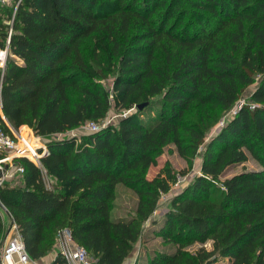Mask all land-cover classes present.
Instances as JSON below:
<instances>
[{"label": "trees", "instance_id": "trees-1", "mask_svg": "<svg viewBox=\"0 0 264 264\" xmlns=\"http://www.w3.org/2000/svg\"><path fill=\"white\" fill-rule=\"evenodd\" d=\"M7 27L0 18V48ZM11 27L2 112L46 140L40 162L51 181L47 188L41 169L18 158L19 183L0 186L30 259L58 249L68 228L94 264H124L146 223L175 246L153 250L147 264H264V0H21ZM254 83L207 141L205 117L218 120ZM111 108L123 111L115 124L56 137L100 124ZM166 146L189 166L203 152L199 174L158 220L160 195L179 179L167 163L147 177ZM248 155L260 170L222 178ZM118 184L137 196L129 219L112 217ZM4 228L0 212V238ZM51 264L67 263L58 252Z\"/></svg>", "mask_w": 264, "mask_h": 264}, {"label": "rangeland", "instance_id": "rangeland-1", "mask_svg": "<svg viewBox=\"0 0 264 264\" xmlns=\"http://www.w3.org/2000/svg\"><path fill=\"white\" fill-rule=\"evenodd\" d=\"M8 7V6H6ZM8 8H11L9 6ZM5 8L0 6V18L2 20V23L4 25H8L6 28V33L8 30L11 28L12 22H11V17L6 18L4 14ZM91 46L90 42L86 43L84 45V49L87 50ZM259 77V76H258ZM261 78V77H260ZM259 79V78H258ZM113 78L110 77L107 80L103 81L102 84L107 88L110 89V84L112 82ZM256 83H254L252 86L247 88L244 93L240 96L237 102H243V101H248L250 99V95L253 91V87L255 86ZM235 103V104H236ZM234 104V105H235ZM229 111L227 113H223L218 120H214L212 117H205L204 123L206 124L207 130H206V140L208 141L220 128V121L225 119L226 116H228ZM123 115V111H116L115 109L111 108L104 120L100 122V124H115L118 120ZM188 117H191L193 119H196L195 117L197 116V111L195 108H192L190 112L187 113ZM27 127V126H26ZM28 128V132L24 133L23 135L27 134H33L34 137L40 139V141L44 144H46V140L38 135H35L34 132L32 131L31 128ZM21 131V127L19 128ZM22 133V131H21ZM86 133L83 131L80 127L71 130V132L68 134V136H71L72 134H75L76 136L80 137ZM30 134V135H31ZM202 148L199 149L198 155L193 158L192 160V165L189 166L188 161L182 157H180L177 152L175 151L173 146H166L163 147L161 150V154L159 155V158L157 160V165L151 166L148 170L147 177L152 178L154 177L160 170L161 168L167 163L169 164L172 169L177 172L178 177H183L184 179L178 183L176 182L175 184L171 185V190L169 194H161L160 199H159V204L158 207L153 215V219H160L161 214L168 208V203L170 202V199L172 196L177 192L181 191L188 183L193 179V177L200 172V166H201V161H202ZM3 153H0V157L3 156ZM3 167L5 165H2ZM262 166L257 162L254 158H252L250 155H248L247 161L234 165L233 167L227 169L224 173L222 178L225 177H230L234 174H237L242 171H249V170H260ZM185 171L184 174L181 173V171ZM20 176L18 174H14L11 178H9L8 182L9 184L12 185H17L19 183ZM5 182V183H6ZM171 194V195H170ZM116 208L112 211V217L114 219H129L131 212H133L136 203H137V196L136 194L124 187L122 184H118L116 186ZM1 216L3 218L5 228L3 231V234L0 238V259L3 253V249L7 241L11 238H14L15 236L18 235V230L17 227H15V224L13 223L11 217L3 210L0 208ZM157 226H151L149 224H144L143 227V234L141 238L134 244V247L128 256V258L125 260L124 264H147L148 263V258L152 256L153 250H158V251H163L167 253H173L175 251V246L174 244H164L162 243V239L160 237H157L154 235L152 232L153 229H156ZM200 244L196 243L187 249L190 251L196 250ZM205 247L209 250L211 249V242L208 241L205 244ZM58 254V249L55 247L53 251H51L46 257H44L41 260H32L30 261L29 264H51L53 260L57 257ZM225 260H222V263L225 264ZM221 262V261H220ZM219 264V262L215 263ZM221 264V263H220Z\"/></svg>", "mask_w": 264, "mask_h": 264}, {"label": "built area", "instance_id": "built-area-1", "mask_svg": "<svg viewBox=\"0 0 264 264\" xmlns=\"http://www.w3.org/2000/svg\"><path fill=\"white\" fill-rule=\"evenodd\" d=\"M21 0H0V6H11L12 17L11 22L13 21V17ZM12 33V27L8 30L4 47L0 48V88L2 83V77L4 72L5 63L8 57H10L9 52V42L10 35ZM246 102H237L229 111L228 116L225 119L220 121V128L226 123L228 117L233 116L237 110ZM249 107L252 109L255 107L254 103H249ZM0 119L5 123L8 128V131L3 129L0 126V153L4 155L0 157V186H2L6 181L9 180L14 174L22 173L23 168L17 163L18 158H26L36 166L41 169L42 179L44 185L48 188L50 186V179L46 175L40 159L42 156L46 154V144L42 143L40 139L34 137L33 134L23 135L19 129H15L8 122L6 117L2 112L1 98H0ZM106 126V124H98L94 122H86L81 125L80 128L87 132H96L100 130V128ZM71 132L68 131L66 133L57 134V138H62L68 136ZM72 134L71 136H74ZM2 165H5L4 167ZM183 180V177H179L178 183ZM16 227V225H15ZM57 247L58 252L64 259L67 264H94V260L88 255L87 250L76 243L73 240L72 234L68 228H62L57 233ZM31 259L25 251L24 244L19 235L11 238L7 241L4 246L3 253L0 259V264H29Z\"/></svg>", "mask_w": 264, "mask_h": 264}, {"label": "water", "instance_id": "water-1", "mask_svg": "<svg viewBox=\"0 0 264 264\" xmlns=\"http://www.w3.org/2000/svg\"><path fill=\"white\" fill-rule=\"evenodd\" d=\"M142 107H143V104H139L138 105V108H142ZM0 177H1V172H0ZM0 208L5 211V208L3 207V205L1 204V202H0Z\"/></svg>", "mask_w": 264, "mask_h": 264}, {"label": "crops", "instance_id": "crops-1", "mask_svg": "<svg viewBox=\"0 0 264 264\" xmlns=\"http://www.w3.org/2000/svg\"><path fill=\"white\" fill-rule=\"evenodd\" d=\"M24 127V126H23ZM22 128V127H21ZM27 133V132H26Z\"/></svg>", "mask_w": 264, "mask_h": 264}]
</instances>
